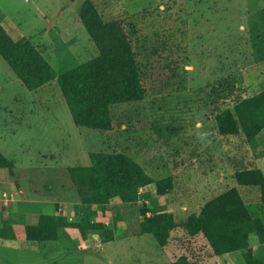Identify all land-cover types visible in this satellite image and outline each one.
I'll use <instances>...</instances> for the list:
<instances>
[{
	"label": "rangeland",
	"instance_id": "1",
	"mask_svg": "<svg viewBox=\"0 0 264 264\" xmlns=\"http://www.w3.org/2000/svg\"><path fill=\"white\" fill-rule=\"evenodd\" d=\"M84 1L0 0V25L13 40L35 46L57 75L130 43L144 100L112 106L109 132L78 128L56 81L28 91L0 58V153L23 179L25 196L33 189L34 196L58 198L56 211L70 220L83 217L85 205L67 168L89 165V152L123 153L155 180L172 177L173 188L158 196L153 184L139 191L134 205L94 206L93 220L116 230L113 242L102 244L91 231L82 239L67 229L50 243L0 240V255L14 264H167L181 256L193 264H238L241 250L257 246L247 231L236 234L228 254L214 257L201 236L189 237L179 225L229 188L264 224L258 189L233 179L246 167L264 173V133L253 151L241 136H219L213 121L264 89V0H92L103 20L97 44L79 19ZM0 176L14 175L0 170ZM0 186L2 199L18 191L17 183L7 187L11 194L5 181ZM116 205L124 218L117 224ZM142 208L146 216L173 214L178 226L165 247L135 234ZM6 220L0 211V225ZM14 228L25 242L22 226Z\"/></svg>",
	"mask_w": 264,
	"mask_h": 264
},
{
	"label": "trees",
	"instance_id": "2",
	"mask_svg": "<svg viewBox=\"0 0 264 264\" xmlns=\"http://www.w3.org/2000/svg\"><path fill=\"white\" fill-rule=\"evenodd\" d=\"M79 19L90 40L101 41L103 20L92 0H85ZM0 58L28 91L37 90L56 81L73 124L78 128L109 132L112 129L110 108L117 104L137 103L144 100L135 53L130 43L110 48L97 57L57 75L42 54L26 39L13 40L0 25ZM214 126L221 137L241 136L256 151L259 137L264 133V89L238 101L231 109L214 116ZM89 166L67 168L72 183L85 205L84 216L69 220L65 216L38 215L34 222L29 217L17 215L7 219L0 227V239L14 240L12 225H23L25 240L32 243L56 242L65 229H75L82 239L86 232L99 235L102 244L113 242V231L105 224L95 222L93 208L106 206L113 200L120 205H134L139 191L155 185V193L164 196L173 188L172 177L158 180L150 177L132 158L123 153L89 152ZM0 170L12 176L14 165L0 153ZM238 186L253 187L259 191V201L264 205V173L256 167H246L233 172ZM79 187V188H78ZM84 192L85 196H83ZM113 223L124 220L117 216L119 206H113ZM143 208L136 235H150L163 248L171 232L178 226L170 212L153 210L150 216ZM19 218V219H18ZM189 237L201 236L208 245L211 256L220 257L232 250L236 234L247 231L256 243V249L240 251L238 264H264V224L252 217L236 188L208 201L197 214L189 215L179 225ZM167 264H193L185 256Z\"/></svg>",
	"mask_w": 264,
	"mask_h": 264
},
{
	"label": "crops",
	"instance_id": "3",
	"mask_svg": "<svg viewBox=\"0 0 264 264\" xmlns=\"http://www.w3.org/2000/svg\"><path fill=\"white\" fill-rule=\"evenodd\" d=\"M260 154H262V153H260ZM85 166H89V165H85ZM256 168L260 169L263 172V170L260 167H257L256 166ZM15 170H16V167H15ZM13 175L14 176H13V178L11 180H8L9 178L8 177L6 178V176H4V177L0 176V181H5V187H6L5 189H7V193L10 192V191H8V188H7L8 186L9 187L10 186H13L14 187L15 183H17V185H18V188H16V189H18V191L16 193H14V195L11 194L12 193L11 192V193H9V194H11V196L10 195L9 196L6 195L5 197L3 196L6 199H2V196H0V211H1L2 217L8 219L10 217H13L14 215H23L25 217H29V219L32 222H34L35 219H36V217L38 215H53V216L60 215V216H63L61 213H59L60 212L59 209H57V211L55 209V204L56 203H58V204L61 203V201L58 200V198L54 197L52 199H48V198H43L41 196H39V197L34 196L33 195V189L30 191V193L32 194L31 197L30 196H25V193H24L25 190H22V188H24V187H22V180L23 179L21 180V177L18 176L15 171H13ZM149 186H151V185H149ZM149 186H147V187H149ZM147 187H145V188H147ZM0 188H1V186H0ZM145 188H142V189H145ZM19 194H23V196H21ZM55 199H57V200H55ZM63 199H61V200L62 201H65ZM113 201H115V200H113ZM51 204H52V209L50 211ZM46 210H49L50 212L49 213H46L45 212ZM261 221L263 223V220H261ZM19 225L22 226V228H23V225H21V224H19ZM14 226H18V224H15V225H12L11 226V228H12L14 234H15V238L16 239H14V240H4V239H0V240H4V241H7V242H12L14 245H15V242H17V245L18 246H23L24 243H25V245H28V243L29 244H32V242H28L26 240H25V242H21V240H22V233H20V235H16ZM107 226H108V227H106L107 229L113 231L114 240H116V238H117L116 230H113L114 228L111 227V226H109L108 224H107ZM0 227H2V225H0ZM66 230L67 229H65L64 231H66ZM23 232H24V230H23ZM24 239H25V236H24ZM0 264H14V263L8 262V260H6L4 257H2V255H0Z\"/></svg>",
	"mask_w": 264,
	"mask_h": 264
}]
</instances>
